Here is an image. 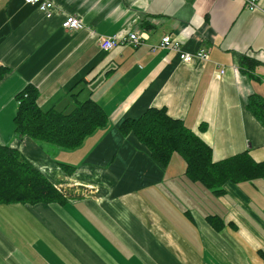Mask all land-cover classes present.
<instances>
[{
  "label": "crops",
  "instance_id": "1",
  "mask_svg": "<svg viewBox=\"0 0 264 264\" xmlns=\"http://www.w3.org/2000/svg\"><path fill=\"white\" fill-rule=\"evenodd\" d=\"M52 1L46 18L24 0H0V144L63 195L0 204V264H264V213L251 209L239 184L225 183L217 196L222 214L207 213L204 195L213 196L186 177L178 153L163 166L119 131L123 120L165 108L210 146L214 161L245 150L264 160V126L249 108L250 97L264 98V0L256 8L242 0ZM69 14L84 28L63 29ZM126 29L143 34V44L99 47V36ZM165 34L183 51L205 48L207 59L151 50ZM28 84L43 111L92 99L107 122L73 149L20 135L15 96Z\"/></svg>",
  "mask_w": 264,
  "mask_h": 264
},
{
  "label": "trees",
  "instance_id": "2",
  "mask_svg": "<svg viewBox=\"0 0 264 264\" xmlns=\"http://www.w3.org/2000/svg\"><path fill=\"white\" fill-rule=\"evenodd\" d=\"M6 69L0 67V80ZM38 90L28 84L15 96L17 109L13 117L15 131L56 148L73 149L85 137L107 122L104 109L92 99L77 103L69 112L54 108L43 111L37 105ZM249 108L264 126V98H249ZM123 135L133 133L151 158L166 166L174 153L186 164L185 175L201 184L213 195L225 194L227 182L241 184L264 179V160L255 161L247 150L214 161L212 151L194 131L165 108H147L137 118H127L119 125ZM67 173L74 168L60 164ZM62 193L53 182L8 144H0V204L61 202ZM205 220L215 229L223 226L216 215Z\"/></svg>",
  "mask_w": 264,
  "mask_h": 264
},
{
  "label": "built area",
  "instance_id": "3",
  "mask_svg": "<svg viewBox=\"0 0 264 264\" xmlns=\"http://www.w3.org/2000/svg\"><path fill=\"white\" fill-rule=\"evenodd\" d=\"M248 7H258V0H242ZM25 3L35 5L37 9L43 14L44 17L50 18L54 12V3L52 0H24ZM84 22L76 15L69 14L61 22V27L65 30H80L84 28ZM143 34H140L137 30L126 29L119 34L112 36L101 35L98 38L99 47L102 50H110L118 45H130L138 46L143 44ZM156 48L169 49L177 52L179 58L183 62H191L193 60H205L208 53L205 48H199L196 52H186L181 50L179 42L174 40L169 34H165L161 37L160 41L156 45L151 46V50ZM224 70H221L223 72ZM56 187V186H55ZM57 188V187H56Z\"/></svg>",
  "mask_w": 264,
  "mask_h": 264
},
{
  "label": "rangeland",
  "instance_id": "4",
  "mask_svg": "<svg viewBox=\"0 0 264 264\" xmlns=\"http://www.w3.org/2000/svg\"><path fill=\"white\" fill-rule=\"evenodd\" d=\"M200 186L202 187L201 184ZM239 189L248 196L249 200L251 201L249 206L251 207L252 210L258 211L260 213H264V179H256V180H253L252 182H248V181L243 182L239 184ZM204 190H207L208 192H210L208 189H204ZM204 196H205V199H204L205 208L204 209H206L205 211L207 213L208 212L216 213V214L223 213L224 211L222 210L223 204L220 198H218L217 196L213 194H212L213 197L209 195H204ZM202 202H203V198H202ZM190 207H194V206H190Z\"/></svg>",
  "mask_w": 264,
  "mask_h": 264
}]
</instances>
